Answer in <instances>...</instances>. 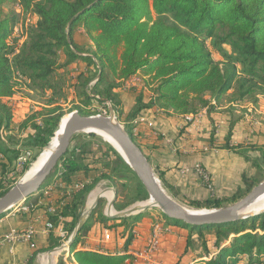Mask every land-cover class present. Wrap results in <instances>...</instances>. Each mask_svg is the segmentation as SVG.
I'll return each mask as SVG.
<instances>
[{
    "label": "trees",
    "instance_id": "trees-1",
    "mask_svg": "<svg viewBox=\"0 0 264 264\" xmlns=\"http://www.w3.org/2000/svg\"><path fill=\"white\" fill-rule=\"evenodd\" d=\"M14 2L23 14L35 16L19 48L8 41L16 16L3 8ZM77 28H82L90 41L87 49L74 40ZM209 46L222 56V63L214 60ZM75 60H82L87 66L85 73L76 76L81 105L75 104L72 109L82 115L91 114L86 109L91 101H109L117 110L120 98L113 88L134 75L141 77L152 96L147 102L142 94L136 96L134 108L127 116L129 120L151 106L177 114L194 113L209 107L211 99L221 98L235 82L234 99L252 97L256 89L264 92V0H0V154L5 158L0 161V174L3 177L9 168H16L21 152L15 146V136L10 134L13 111L6 101L15 93V76L25 78L26 86L40 95L48 91L47 113L57 111L53 117L43 119L44 135L40 136L42 131H38L35 136L36 153L21 167L23 173L48 144L64 114L54 98L60 87V77L54 74ZM33 118L25 119L21 128ZM39 126L35 124L40 130ZM126 130L137 144L132 130L129 127ZM75 135L60 158L52 181L78 172L86 174L89 170L97 175L90 182L81 181V187L70 194L69 200L54 205L56 212L49 216L53 222L58 215L72 218L65 225L67 235L77 223L78 206H82L86 195L101 180H108L112 186L116 177L130 173L137 179V200L148 198L136 174L108 143L109 152L84 149L83 144L74 143ZM4 181L0 178V196L15 184V180ZM246 193L209 195L187 200L186 204L194 209H214L221 207L223 201L231 204ZM93 213L94 210L70 245L69 253L77 264H127L131 259L125 252L132 238L130 226L148 213L142 211L119 220L128 230L124 252L76 249ZM99 214L98 218L106 219ZM158 216L187 228V245L192 242L191 237L200 240L202 254L193 264H264V211L236 221L195 226L170 219L162 212ZM60 244V237L52 238L47 248Z\"/></svg>",
    "mask_w": 264,
    "mask_h": 264
},
{
    "label": "crops",
    "instance_id": "crops-1",
    "mask_svg": "<svg viewBox=\"0 0 264 264\" xmlns=\"http://www.w3.org/2000/svg\"><path fill=\"white\" fill-rule=\"evenodd\" d=\"M76 33L84 34V31L82 28L76 29L74 33L75 41ZM81 61L75 60L71 63L84 66V69L80 68L76 72L77 75L81 72L85 73L87 70L85 62L82 61L84 63L82 64ZM123 85H127V88ZM129 85H132L130 88H135L136 96L138 94L143 95L144 102H147L152 96V93L144 86L141 77L134 75L123 82H119L118 86L113 88V92L118 93L121 105L120 96L123 95L124 98H127L126 100H129L126 92ZM222 97L218 100H210L209 107H207L206 113L200 121L201 125L200 127L197 126V128L199 127L198 132L188 131L189 124L184 120V114H177L156 106L143 108L138 113V115L146 118V123L141 122L135 125L132 123L133 118L128 121L131 124L135 141L141 152L148 158L147 160L153 171L158 172L157 175L160 177V181L169 190V193H167L173 196L180 195V197L176 196L177 199L174 198L176 201L187 200V198L200 199L210 195L205 186L200 188V185H198L196 180L198 177L192 171L194 169L187 172L181 171L186 165L199 162L203 169L211 174L216 185L217 196L232 195L236 188H242L241 178L243 175L249 178L251 177V171L263 168L264 128L259 125L258 131L254 130L255 128L251 129L247 124L248 118H245L244 114L240 115L238 110L236 111L237 107L239 109L241 107L252 113L248 104L240 105L238 104L240 101L237 100L238 102L231 101L223 105L220 103ZM135 100L136 97L133 98V101L129 100L128 106H124L126 117L134 108ZM227 107L229 108L227 109ZM124 108L122 107V109ZM234 112H237L238 115ZM13 115L15 116V114ZM207 122H212L210 125L213 124L218 127V129L212 130L208 139L206 138V135H208ZM256 124L250 122L251 127ZM225 127L227 128L224 129ZM11 130L10 134L15 136ZM206 145H209V149L205 148ZM0 161H5L1 154ZM96 175L97 173L94 174L93 171L89 170L86 174L78 172L66 179L58 178L54 181L51 179L40 193L31 196L30 200H27L30 203L28 206H22L21 210L18 209L16 213L9 212L0 216V238L11 230H23L28 226H32L35 230L33 236L34 248H31L28 243L20 241L0 243V264H39V261L40 263L43 262L44 256L47 260L48 258L51 259L55 251H50L53 248H47L50 241L52 238L60 237L62 244L67 236L65 225L70 223L72 219L70 216L61 217L58 215L55 222H53L49 216L56 212V206L54 205L56 202L69 200L70 194L81 187V181L90 182L92 177ZM61 189L66 191L65 194H59ZM88 194L84 201L88 198ZM115 201L117 203L119 198ZM77 210L79 216L85 211L83 206H78ZM102 214L106 219L101 220L96 215L93 216L87 229L81 233L76 249L124 252L123 245L128 230H125V226L119 222L120 219H108L105 211ZM154 218H157V220L151 224L152 218L148 213L130 226L132 238L125 252L131 256V259L127 260V264H159L160 261L169 264L172 262V258L178 255L177 250L182 251V248L184 249L186 246L187 228L171 224L161 219L157 214L154 215ZM46 222L52 223L53 228L51 230L45 229ZM57 223H60V225L57 226ZM157 224L164 229L159 234L160 243L157 250L151 255L150 260L136 257L135 254L146 247L150 231ZM191 239L194 241L195 238L191 237ZM64 250L65 259L67 258L71 264H77L72 254L69 253V249L64 248ZM46 251V254L43 253ZM50 259L49 261H51ZM192 259L191 264L194 261ZM158 260L160 261L158 262ZM53 262L54 260L52 264Z\"/></svg>",
    "mask_w": 264,
    "mask_h": 264
},
{
    "label": "rangeland",
    "instance_id": "rangeland-1",
    "mask_svg": "<svg viewBox=\"0 0 264 264\" xmlns=\"http://www.w3.org/2000/svg\"><path fill=\"white\" fill-rule=\"evenodd\" d=\"M3 8L5 10L12 11L13 14H15V16H16V21H15V27H16L15 30L16 31L12 30V32L10 33V35L8 37V41L11 45H14L16 48H19L26 38L27 30L30 28V26H32V24H34L35 16L32 14H29V13L23 14L22 10L20 9V7L18 6V4L16 2L11 3V4H5ZM75 38H76V42L81 47L87 49L90 46V41L85 34L76 33ZM208 48L211 51V54H212V57L214 58V60L220 61L222 63L223 62L222 56L218 52H216L213 48H211L210 46ZM61 58H63V57H61ZM82 64H84V63L82 62ZM80 68L84 69V66L83 65L79 66L78 63L76 65H73L70 63L66 67H61L54 74V76L56 78L60 77V79L58 80L60 83L59 92L56 95H54V98H56L58 104H60L61 109L64 112L63 115L69 114L71 111H74L72 109H73L75 104L81 105L78 101V87H77L78 84H77V80H76V76H77L76 72H78V70H80ZM54 76H53V78H54ZM95 80L91 81L90 84L93 85ZM14 82H15V87H14L15 93L11 97H9V99H7L6 101L10 104V108L14 112L13 114H15V116L13 115L14 119H13V124L11 125L12 126L11 131L13 134H15V141H16L15 146L21 150L19 155L21 153H23L24 151L29 152L27 160H26V162H27L36 153V144H37L36 142L37 141H36L35 136L37 137L38 131H42L40 136L44 135L43 129L46 127H45V124L42 123L43 119L44 118H50V116L53 117V115L56 114L57 111L52 112L50 114L47 113V108H49V106L46 104L47 103L46 100L48 98H50V93L48 91H46L47 93L45 92L43 95H40L39 92L29 89L26 86L25 78L18 76V75L15 76ZM126 86H124V87H126ZM130 86H132V85L128 86L129 89H127L126 92L128 93V95H127L128 99L130 101H133V98L135 99V97H136V95H135L136 92H135V88H130ZM114 88H116V87H114ZM236 89H237V82H235L233 87L230 90H228L225 95H223L220 103L225 105V104H228V102H231V101L233 102V101L238 100L240 102H238V101L237 102L240 105H245L244 103L248 104V106L252 110V113H251V111L249 112V111H247L241 107H240V109H239V107H237L236 111L238 110L240 115L244 114V117L248 118L247 124H249L251 129L255 128L254 130L258 131L259 125L262 126V128H264V92H262L261 89L260 90L256 89L254 96L245 97V98H243V100L242 99L239 100V99H234V97H235L234 92L236 91ZM117 95H118V93H117ZM120 97H121L122 105L120 104L119 108L117 110H115L112 107V104L109 101L108 102L105 101V103H99L97 101H91L86 106V109L91 113L90 115H97V114L108 115L110 109H112L114 116L125 127V129H127L128 127H129V129H131V126H130L131 124H129V122H128L129 118L126 117V115H125L126 111L124 108V106H128L130 101L126 100L127 98H124L123 95ZM122 107L124 109H122ZM228 108L229 107H227V109ZM243 110L245 112H241ZM123 111H124V114H123ZM234 113L236 115H238L237 112H234ZM129 114L130 113H128V115ZM22 115H23V117H22ZM30 116H34V118L32 120L27 121L25 123V125L21 128V123L25 119L29 118ZM230 116H231V114H230ZM202 117L200 118V121H201ZM200 121H199V123L195 122V121H186L189 124L188 125V131L189 132H198V129L201 125ZM250 122L257 123V124L253 125L254 127H251ZM58 123H59V121L57 122V125H58ZM210 123H212V122H210ZM210 123L207 122L208 126H206V130H208V135H206L207 139L209 138V136H211L212 130H214L215 128L218 129V127L214 126L213 124L210 125ZM35 124L40 125L39 126L40 130L35 127ZM198 125H199V127L197 128ZM226 128L227 127H225L224 129H226ZM224 129H223V131H225ZM75 136H76V139L74 140V143L83 144L84 149L94 148V150L100 149V150H104L106 152H109V149L107 147V142L102 137L97 135L96 133L79 132ZM197 139H199V138H197ZM199 141H201V140H199ZM206 143H208V142H206ZM208 146L209 145H206L205 148L209 149ZM58 162H57V165H58ZM32 163H33V161L30 163L29 167L31 166ZM57 165L51 171V174L47 177L46 181L51 180L52 174L56 170ZM262 165H263V168H260V169L258 168L256 170H254L253 172L252 171L250 172L251 177L247 178L245 175L242 176V178H241V182H242L241 187L242 188H236V191L234 192L236 194V196L242 195L246 192L248 193L253 186H255L257 183H259L264 178V164L262 163ZM22 166H23L22 164H19L16 161V168L13 170H10V168H9L6 171V173H4V177L1 175L2 173L0 174V178L4 179L5 183L11 182L12 180H15V183H17L21 178H24L23 176H24L25 172L29 169V167H28V169L26 171H24L23 173H20V169ZM186 166H188V167H186ZM186 166H184L181 171L187 172L191 169H194L192 171H194L195 175L198 177L196 179L198 185H200V188L205 186L203 179L195 171L196 166H199L203 169L202 165L199 162H196V163H193L192 165H186ZM154 173L158 177V175H157L158 172L156 170L154 171ZM208 175L210 177V182L212 183V185L214 187L215 196H217L216 195V185L212 179L211 174L209 173ZM159 181H160V179H159ZM160 184L166 190V192L169 193V190H167V188L164 186V184L161 181H160ZM107 187L114 189L117 193L116 199L119 198V201L116 204H115L116 201H114V203L112 205V212L121 211V210H124V209L134 205V204L145 201V200H137V198L139 197L138 192H137V179L129 173V174L122 176V178L116 177L115 184L112 186L110 185V182L108 180L104 179V180L99 181L97 183V185L95 186V188L88 194V198L83 202L82 206H83L84 210H86L90 206V204L88 206V201H89L91 194L92 193L97 194V192L102 191ZM42 188L38 191V193L41 192ZM206 189H207V187H206ZM57 190H59V188H57ZM65 192L66 191H64V189L63 190L61 189L59 194H65ZM38 193H36V194H38ZM169 195H171V197H173L175 199H177L176 196L180 197V195H176V196H173L172 194H169ZM229 195H231V194L221 195V196H229ZM207 197H208V195H207ZM111 198H112V196H111ZM110 199L107 196H106V198H104V197L100 198L98 200L97 204L95 205V207L93 208L94 213L92 215L93 216L96 215V217H99V215H100L99 213L106 211L107 203ZM27 200H25L20 205H17V207H13V208L9 209L5 213H9V212H15L16 213L18 209L21 210L22 206H28L30 203L27 202ZM187 200H190V199L187 198ZM187 200H182V201L178 200V201H179V203L185 205L186 207L191 208V206L186 204ZM226 205H228V204L223 201L221 207L226 206ZM121 206H126V207H124V209L117 210V208H119ZM192 209H194V208H192ZM143 212H147L151 215V218H152L151 224H153L154 221L157 220V218H154V215H156V214L158 215V213H161V211L158 207H151V208L143 210ZM78 219H79V216H78ZM78 219H77V221H78ZM160 228H161V231L164 230L163 227L160 226ZM150 233H151V231H150ZM69 236H70V234L66 236L65 241H67ZM159 238H160V236H158V246L160 243ZM206 239H207V237H206ZM181 245L183 246L184 243ZM59 246H62V244H60ZM59 246H57V247H59ZM158 246H157V248H158ZM157 248H156V250H157ZM177 252H178V255H176L174 258H172L173 260L169 264H191L192 258L195 259L196 257H198L199 254L200 255L202 254V245H201L200 240L198 238H195L194 241H192L189 245H187V240H186V246L184 247V249L182 248V251L177 250ZM43 253L46 254L47 251L43 252ZM64 254H65V250L64 249L60 250L54 256L53 264H71L67 258L65 259ZM194 259H192V260H194ZM159 261L160 260H158V262ZM39 264H43V262L41 261V263H40V261H39ZM159 264H164V263H162L160 261Z\"/></svg>",
    "mask_w": 264,
    "mask_h": 264
},
{
    "label": "water",
    "instance_id": "water-1",
    "mask_svg": "<svg viewBox=\"0 0 264 264\" xmlns=\"http://www.w3.org/2000/svg\"><path fill=\"white\" fill-rule=\"evenodd\" d=\"M95 130L105 132L118 144L122 151L107 141L131 170H133L148 193V199L142 201L144 203L134 204L121 211L110 212L116 200L117 193L110 187L105 188L102 191L112 192V198L108 201L105 211V215L108 219H121L122 217L138 214L151 207H158L168 218L180 220L185 224L195 226L231 222L261 213L243 214L251 203L260 195L264 194V178L253 186L243 197L223 207L214 209H192L176 201L161 186L159 178L155 175L146 156L132 140L125 127L116 119L113 110L110 109L108 115H82L77 110L71 111L68 114L56 149L50 154L43 166L33 175L21 178L0 196V216L38 193L47 177L51 174V171L57 165V162L60 161V158L69 149L70 141L75 134L79 132L94 133ZM102 197H105L104 192L98 193L91 205L79 216L66 243L50 251H60L64 248L69 249L98 200ZM148 200H150V203H147Z\"/></svg>",
    "mask_w": 264,
    "mask_h": 264
},
{
    "label": "built area",
    "instance_id": "built-area-1",
    "mask_svg": "<svg viewBox=\"0 0 264 264\" xmlns=\"http://www.w3.org/2000/svg\"><path fill=\"white\" fill-rule=\"evenodd\" d=\"M15 29H16V27L14 26L13 30H15ZM207 107L208 106L202 107L194 113L184 114V120L195 121V122L199 123L200 118L206 113ZM141 122H145V123L147 122L146 118L141 116V115L134 117L132 120V123L135 125L139 124ZM28 154H29L28 151H24L23 153H21L17 157V160H16L17 163L23 165L27 160ZM195 171L203 179L204 184L210 193V196H215L214 187H213L212 183L210 182V177L208 175V172L199 166L195 167ZM52 228H53L52 223L46 222L45 229L51 230ZM160 232H161L160 226L158 224L154 225L152 230H151V233L149 235L146 247L142 251L136 253L135 256L141 257V258H146L147 260H150L152 253L156 250V248L158 246V236H159ZM34 234H35V230L32 226H28L23 230H11V231L5 233L2 236V238H0V243H2V242L14 243V242L20 241V242H26V243H28V245L31 248H34L35 247V244L33 242ZM65 243H66V241L64 240L62 245H64Z\"/></svg>",
    "mask_w": 264,
    "mask_h": 264
},
{
    "label": "bare ground",
    "instance_id": "bare-ground-1",
    "mask_svg": "<svg viewBox=\"0 0 264 264\" xmlns=\"http://www.w3.org/2000/svg\"><path fill=\"white\" fill-rule=\"evenodd\" d=\"M67 118H68V114H65L59 119L58 126L55 129V131L53 132V135L51 136L50 140L48 141V144L38 154V156L33 161L31 166L29 167V169L25 172L23 177H25V178L29 177V176L33 175L36 171H38L43 166V164L45 163L47 158L50 156V154L56 149ZM94 133H96L97 135L102 137L106 142L107 141L110 142L112 145H114L115 147H117L120 150V147L118 146V144L109 135H107L105 132H102L100 130H95ZM120 151H122V150H120ZM100 192H104V195L107 194L106 196L109 199L112 196V193L110 191H99V192H97V194ZM97 194L96 193L91 194L89 201H88V206H89V204L91 205V203L93 202V200ZM141 203H144V202H140L139 204H141ZM147 203H150V200H148ZM263 211H264V194L260 195L253 203H251L247 207V210L244 211L243 214L249 215V214H254L256 212H263ZM110 212H112V208L110 209ZM57 253H58V250L55 251L51 256V259L48 258V260L45 259V256H44L43 264H52V261L54 260V256ZM49 259L51 261H49Z\"/></svg>",
    "mask_w": 264,
    "mask_h": 264
}]
</instances>
